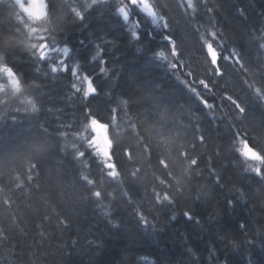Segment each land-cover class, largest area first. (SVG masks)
Instances as JSON below:
<instances>
[{"label": "trees", "instance_id": "16d2710c", "mask_svg": "<svg viewBox=\"0 0 264 264\" xmlns=\"http://www.w3.org/2000/svg\"><path fill=\"white\" fill-rule=\"evenodd\" d=\"M43 1V15L32 20L21 12L15 0H0V65L6 64L25 84H30L26 93H19L10 81L6 90L0 89V174L6 180L14 171L26 169L25 154H35L40 190L33 193L32 199L38 202L41 211L47 207L50 215V220L43 224L47 238L36 254L37 261L43 264H249V261L264 264V207L259 203L264 199V189L255 195L264 181L255 173L243 171L258 158L243 145L249 163H236L240 157L231 147L236 131L246 133L245 139L253 147L260 146L258 137L264 135V103L243 83L233 65L220 61L225 75L232 77L233 94L246 109L244 119L236 120L235 127L218 112L214 115L213 110L206 108L190 90L185 77L170 67L168 60L155 55L169 47L163 39L165 35L179 38L188 24L175 8L176 0H159L160 4L174 9L170 21L174 28L168 33L153 25L136 6L129 8L130 19L125 21L116 12L121 0ZM209 6L215 7L213 15L223 37V51L235 48L256 70L258 86L264 89V50L259 47L264 32V0H209ZM81 11L83 19L77 16ZM198 15L207 20L204 4L200 5ZM137 20L139 39H133L132 26ZM188 30L191 34V29ZM38 41L55 50L42 52ZM63 46L70 49L66 57ZM97 46L102 49L99 56ZM40 53L46 57L40 59ZM185 53L182 59L190 60L192 67L198 69L201 59L198 44L193 48L191 40L186 42ZM61 57L69 70L53 73L50 66L59 67ZM102 60L107 73L100 71ZM73 64H79L81 73L91 76L97 89L87 98L78 91L74 93L71 87L77 81L71 72ZM224 79L220 78L221 83ZM0 82H6L2 68ZM26 95L34 98L38 111L32 110V102ZM203 96L209 102H219L210 93ZM113 108L120 113L130 112L145 132L154 129L153 138L163 148L168 146L169 129L173 136L179 131L172 141L176 146L185 133L196 145L197 166L202 171L201 174L192 169L186 161L166 181L178 197L176 204L155 206L151 199L152 176L146 173L143 186H131L133 203L122 200L114 203L112 217L117 219V226L109 223L105 210L97 208L92 200L77 199L83 181L77 175L78 166L70 150L67 153L62 150L58 135L79 127L85 119V109L107 121ZM97 135L106 139L99 132ZM198 135L205 137L206 146L201 147L196 139ZM41 144L46 147L37 150ZM217 146L219 153L215 152ZM115 150L119 151V147ZM212 169L219 173V183ZM24 176L22 171L21 179ZM233 185L243 188L249 198L239 199ZM45 199L49 201L47 205ZM229 199L233 201L231 206ZM136 206L147 216V225L140 222ZM53 207L69 217L67 229L57 226ZM213 208L219 209L218 214ZM185 209L191 212V218L184 215ZM27 216L31 237L37 234L35 225L41 217L31 212ZM221 235L225 239L221 240ZM72 237L79 240L75 246L70 244ZM91 240L98 243L87 242ZM231 240L237 241L236 248L229 243ZM66 242L68 246L64 247ZM23 247L20 245L15 252L19 253ZM13 258L10 249L0 247V264H12ZM24 264L32 261L26 256Z\"/></svg>", "mask_w": 264, "mask_h": 264}, {"label": "snow or ice", "instance_id": "6c2138e0", "mask_svg": "<svg viewBox=\"0 0 264 264\" xmlns=\"http://www.w3.org/2000/svg\"><path fill=\"white\" fill-rule=\"evenodd\" d=\"M201 4L205 5L207 20L198 15ZM130 5L139 8L153 25L163 28L166 33L174 28L173 24L170 23L171 13L174 9L170 8L168 4H160L159 0L156 3L153 0H148V6L151 9L149 12L142 7V0H121L116 12L125 21L130 19ZM175 8L179 9L180 13L186 17L188 24L180 32L179 38L170 34L165 35L163 39L168 42L169 47L166 50L157 51L155 55L168 60L170 67L185 77L184 80L189 85L190 90L197 94L206 108L213 110L214 115L218 112L222 117L233 122V127H235L234 122L236 120L244 119L246 109L239 98L233 94L231 90L232 77L225 75V68L220 61L223 59L230 62L234 70L241 75L243 83L252 90L253 95L261 103H264V89L258 86L256 70L241 58L235 48L226 53L223 51V37L221 30L216 26L213 15L215 7L209 6V0H176ZM77 16L83 19V12H78ZM132 27L131 37L139 39V32L136 31V28L139 27V21L137 20ZM189 40H191L193 48L198 44L200 49L201 59L198 69L192 67L190 60L182 59L186 54L185 44ZM45 47H50V45L45 44ZM97 47L96 55L99 56L102 49ZM259 47L264 50V32L261 33ZM62 51L66 57L70 49L63 46ZM32 54L37 55L35 51ZM38 57L44 59L46 56L40 53ZM58 64L59 67L57 64L50 66L53 73L69 70L65 60H59ZM104 64L105 61L102 60L100 71L107 73L108 68L104 67ZM0 68L6 74V82H0V89L6 90L7 82L10 81L19 93H26L30 84H25L6 64L0 65ZM185 69L187 71H184ZM71 72L79 81V83L76 81L71 85L74 93L78 91L82 93L84 98H87L97 91L91 76L87 73H81L79 64H73ZM221 77L225 78L223 83H221ZM34 83L35 81L31 84ZM203 93H210L218 97L219 102H209ZM26 99L32 102L34 112L39 110L32 96L26 95ZM123 103L126 105L127 101ZM16 110L20 111L19 108ZM85 113V119L79 127L72 131H61L58 135L62 141V150L66 153L70 150L72 158L78 166L77 175L83 181V187L78 188L77 199L92 200L97 208L105 210V216L113 226L118 225L117 219L112 217L114 203L121 200L133 203L131 186H143L146 173L150 172L152 176L151 199L154 201L153 206L176 204L178 197L173 195L171 184L166 181H168L170 174L181 168L186 161L190 163L192 169L202 174L201 169L197 166L199 156L195 152L196 145L186 138L185 133L180 144L176 146L172 141L176 136H179V131L177 130L176 135L173 136L171 135L172 129H169L168 146L163 148L161 143L153 138L154 129L150 128L145 132L144 126L136 123L134 117L126 110L120 113L116 108H113L111 117L107 121H102L99 117L91 114L90 109H85ZM160 114L169 116L167 112ZM68 127L73 128L72 125ZM98 132L106 137L102 147L96 143V140L100 138L97 135ZM245 135L246 133L241 134L240 131H236L231 147L239 154L240 160L235 162L249 163L248 157L242 151V146L246 145L247 149L254 152L258 159L251 161L249 166L243 168V171L255 173L261 178V181H264V135L258 137L260 140L259 147H253L245 139ZM196 139L200 141L201 147L206 146L203 135H198ZM45 147L42 144L37 145V150H43ZM117 147H119V151L115 150ZM219 151L217 146L215 152L219 153ZM25 159L28 162L26 169L14 171L6 180L0 174V209H3L0 212V247L6 250L10 249L13 252L12 264H24L26 256L32 261V264H43L42 261H37L36 254L47 238L43 224L50 220V215L47 207L41 211L38 202L32 199L33 193L40 190V184L36 180L39 169L35 154L26 153ZM209 160H211V156H209ZM257 163L259 167L255 166ZM22 171L25 174L24 179H21ZM211 171L215 173V180L219 183V173H216L215 169ZM232 187L238 193L239 199L247 200L249 198L243 188L237 185ZM262 189H264V183L256 189L255 195L260 193ZM195 198L199 199V196ZM44 203L47 205L49 201L45 199ZM259 203L264 207V199H260ZM228 204L231 206L233 201L229 199ZM52 211L56 212L55 207L52 208ZM135 211L140 222L147 225L148 218L139 206L135 207ZM29 212L41 217L40 222L35 225L38 232L31 237L27 230V214ZM213 212L218 214L219 209L213 208ZM184 215L191 218V212L187 209L184 210ZM174 217L175 213H173ZM56 223L58 227L67 229L70 226V219L56 212ZM241 226L243 227V225ZM18 236L23 237V239H18ZM220 239L223 240L225 237L221 235ZM87 242L98 243L96 240ZM78 243V238L72 237L70 239L72 246ZM229 243L233 248L237 247V241L231 240ZM20 245H24V247L19 253H16L15 250ZM67 246L66 242L64 247Z\"/></svg>", "mask_w": 264, "mask_h": 264}, {"label": "rangeland", "instance_id": "374dc122", "mask_svg": "<svg viewBox=\"0 0 264 264\" xmlns=\"http://www.w3.org/2000/svg\"><path fill=\"white\" fill-rule=\"evenodd\" d=\"M15 1L18 3L21 12L29 19L38 20L44 13L43 0H15ZM142 7H144L145 10L150 12V8L148 7L146 0H142ZM129 8L132 9L134 8V6L130 5ZM37 37L41 38L40 35ZM37 44H38V49H40L42 52L51 53L55 50V48L48 49V47H45L43 41H38ZM59 60H63V57H61ZM103 141L104 140L102 138L96 140L97 144L100 145L101 147L103 146Z\"/></svg>", "mask_w": 264, "mask_h": 264}, {"label": "bare ground", "instance_id": "6f19581e", "mask_svg": "<svg viewBox=\"0 0 264 264\" xmlns=\"http://www.w3.org/2000/svg\"><path fill=\"white\" fill-rule=\"evenodd\" d=\"M116 22V21H115ZM225 30V29H224ZM196 58V57H195ZM199 58V57H198ZM149 59V58H148ZM199 62V61H198ZM159 67H161V66H159ZM164 69V68H163ZM264 82V81H263ZM254 178V177H253Z\"/></svg>", "mask_w": 264, "mask_h": 264}]
</instances>
